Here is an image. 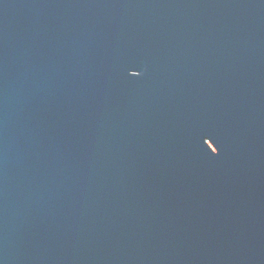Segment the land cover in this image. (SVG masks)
Listing matches in <instances>:
<instances>
[{"label":"water","instance_id":"95a60500","mask_svg":"<svg viewBox=\"0 0 264 264\" xmlns=\"http://www.w3.org/2000/svg\"><path fill=\"white\" fill-rule=\"evenodd\" d=\"M0 264H264V0H0Z\"/></svg>","mask_w":264,"mask_h":264}]
</instances>
